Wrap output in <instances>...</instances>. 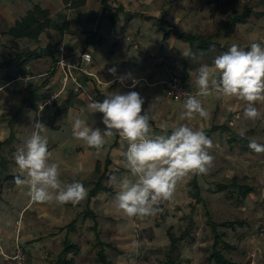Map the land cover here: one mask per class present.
Returning a JSON list of instances; mask_svg holds the SVG:
<instances>
[{"label":"crops","instance_id":"obj_1","mask_svg":"<svg viewBox=\"0 0 264 264\" xmlns=\"http://www.w3.org/2000/svg\"><path fill=\"white\" fill-rule=\"evenodd\" d=\"M35 7L49 13L52 27L37 41L11 36V29ZM175 32L197 40L189 44ZM253 42L264 44V0H0V264H11L5 256H12L16 239L30 260L41 254L49 261L50 255L58 257L65 245L74 246L73 259L82 250H93L97 258L98 245L102 244L109 246L104 251L114 264H146L150 258L158 261L168 245L162 258L165 264L170 237L180 239L172 260L183 263L180 248L185 246L188 254L199 259L200 251L208 250L204 259L208 264L217 234L231 247L226 252L230 255L224 256L238 264L230 258L238 247L225 241L226 232L245 234L242 238L247 241L250 232L243 233V229H252L250 219L227 220L222 209L242 208L257 213V220L263 215L264 176L260 167L264 153L248 145L252 139L264 144V119L247 120L243 117L245 102L214 94L201 98L210 112L209 119L196 116L179 121L183 104L167 100L163 84L177 77L197 91L195 79L201 65L211 66L233 43L248 49ZM60 45H64L70 64L79 63L83 54L91 55L92 62L82 64L100 84L75 73L83 91L74 92L71 85L53 106L39 111L45 99L59 89L61 74L56 62ZM213 47L215 51H210ZM185 49H191L195 58L183 57L181 50ZM30 53L37 55L26 58ZM112 67L117 68V75L131 73L139 81L137 86L132 88L131 79L121 84L109 73ZM19 76H29L31 81H17ZM117 90L141 95L144 110L149 108L157 117L151 121L155 134H161L162 123L171 126L183 122L202 128L213 141V167L206 175L185 177L163 214L129 218L115 204L117 182L130 177L124 155L126 139L117 134L97 152L72 134L78 115L94 128L105 130L103 113H91L87 105L91 100L102 102L109 92ZM168 102L178 107L173 109ZM257 107L264 111V105ZM34 121L48 127V147L60 164L62 182L80 181L89 190L80 203L32 202L27 188L17 186L16 177L21 173L15 155L35 131ZM241 130L244 138L239 135ZM191 180L195 190L189 197ZM98 183L101 190L94 194ZM245 191L248 193L243 196ZM224 196L228 201L221 202ZM222 223L233 227L222 228ZM167 224L170 226L165 229ZM202 236L204 242L199 245Z\"/></svg>","mask_w":264,"mask_h":264},{"label":"clouds","instance_id":"obj_2","mask_svg":"<svg viewBox=\"0 0 264 264\" xmlns=\"http://www.w3.org/2000/svg\"><path fill=\"white\" fill-rule=\"evenodd\" d=\"M209 50L215 51V48ZM181 51L183 57L195 58L191 49ZM83 57L87 58V54ZM108 71L121 84L131 79V86L135 88L139 83L131 73L117 75L116 67ZM197 71V91L195 94L184 93L186 98L179 121H191L196 116L209 119L210 112L201 98L214 94L245 102V119H264V111L257 107L264 105V44L253 42L245 49L233 43L214 58L211 66L201 65ZM114 82H108V86ZM144 103L136 91L109 92L102 102L91 100L87 105L91 113H103L105 130L94 128L79 115L73 120L72 127L74 138L97 152L117 134L127 140L124 155L130 177L125 176L117 182L114 201L129 218L159 214L163 210L160 205L173 199L178 184L185 177L208 174L215 159L210 154L213 141L202 128L183 122L171 126L162 123L159 125L161 134H155L151 121L157 117L150 114L149 108L144 110ZM32 127L35 131L15 155L21 173L16 177L17 186L26 187L30 200L41 204L75 205L86 199L89 190L80 181L62 182L60 164L48 147L47 125L34 121ZM239 135L244 138L245 131L241 130ZM248 146L257 153H264V144L255 139L250 140ZM112 179L116 182V177ZM133 245L138 247L135 241Z\"/></svg>","mask_w":264,"mask_h":264},{"label":"rangeland","instance_id":"obj_3","mask_svg":"<svg viewBox=\"0 0 264 264\" xmlns=\"http://www.w3.org/2000/svg\"><path fill=\"white\" fill-rule=\"evenodd\" d=\"M161 92H163L162 87H160ZM63 97V95H62ZM166 98V97H165ZM168 100V99H167ZM170 101V100H169ZM184 101L181 103L183 104ZM171 108L175 109L178 107V104H174L172 102H168L167 103ZM261 168V173H263L264 176V164L260 167ZM242 174H240L241 176ZM194 189V184L191 180L190 184H189V189L187 190V194L189 195V197H192V194L194 193L193 191ZM195 190V189H194ZM228 198H226L225 196L222 197L221 202H225L228 201ZM168 205V202L166 201L165 203L161 204L160 207L162 209H164L166 206ZM258 208H260L258 206ZM162 212V213H161ZM160 213L163 214L165 212V210H162ZM222 212L224 215H226L227 217L222 218V219H226L227 220L231 219V220H242L245 219V217L249 218L250 222L249 224L251 225V228H244L243 229V233L244 232H250V237L247 239V241H244V239L242 238L243 235L245 234H241V233H236V234H231L230 232H226L227 233V239L225 240L226 242H228L229 244H231V246L233 247H238L237 248V252L235 254H232L231 260H233L234 262H237L238 264H264V234L261 232V224H262V219L264 216V212L263 215L261 217L258 218V220L256 219V215L257 213H253V212H245L242 210V208H235L234 206H232L231 208H225L222 209ZM160 214V215H161ZM163 216V215H161ZM159 221H162V219H160ZM169 224L165 225V229L169 228ZM210 233L209 228H206V232ZM175 236H178L180 234L179 230H175ZM209 235V234H208ZM201 240L198 241L199 245L201 244V242H204V237L202 236L200 238ZM209 240H211V238H208ZM244 241V242H243ZM212 242V240H211ZM198 245V246H199ZM204 245V244H202ZM84 246H82L83 248ZM165 247V253L164 254H160L157 257V260L155 259V261H153L152 258H150V261H147L146 264H163L164 263V259L162 260V258L165 257V254L168 250V245L167 247ZM163 247V248H164ZM83 252L80 253L79 256H76V258L74 259L75 264H98L97 263V258H96V252L94 253L92 250V253H87L85 252L86 250H82ZM181 251V255L183 256L184 259H182L183 263H193L194 264H206V260H204L209 254H208V250L205 251H200V259L195 255H190L187 253V248L185 249V246H181L180 248ZM184 251V253L182 252ZM225 255H230L228 253H225ZM41 254H34V259L30 260L29 254L27 255V264H53L56 261L57 256H52L49 258V261H44V257H40ZM190 258V262L187 261V259ZM160 260V261H159ZM153 261V262H152ZM125 263V262H123ZM182 263V264H183Z\"/></svg>","mask_w":264,"mask_h":264},{"label":"trees","instance_id":"obj_4","mask_svg":"<svg viewBox=\"0 0 264 264\" xmlns=\"http://www.w3.org/2000/svg\"><path fill=\"white\" fill-rule=\"evenodd\" d=\"M74 1V0H68ZM49 13L40 9L39 7H35L32 11L28 12L27 15L19 22L17 25L11 29L10 34L16 39H24L27 38L31 41H37L42 33H44L47 29L52 27V22L50 21ZM175 36L179 39H183L185 42L189 44L194 43L197 38L190 35H180L175 32ZM56 46V45H55ZM54 46V47H55ZM53 47L49 48L48 51L51 52ZM37 54L30 53L26 56V58H33ZM51 55V54H50ZM72 94L69 95L68 100L70 101ZM93 193L95 194L97 191L101 190V183H98L94 189ZM92 193V194H93ZM247 191L243 192V196L247 195ZM198 202V197H196L195 204ZM222 228H232L233 225L230 223H222L219 225ZM223 237V236H222ZM215 245L211 249V255L208 259V264H235L232 263L229 259L224 256V253L231 250L230 245L225 243L222 238L217 234L215 237ZM171 245L169 246V255L167 257V261L165 264H180L175 260H172V252L178 248V244L180 239H175L170 237ZM109 246H103L102 244L98 245L99 251L97 252V263L98 264H114L105 254V248ZM73 250L74 246L65 245L63 251L58 255L56 261L53 264H75L73 259Z\"/></svg>","mask_w":264,"mask_h":264},{"label":"built area","instance_id":"obj_5","mask_svg":"<svg viewBox=\"0 0 264 264\" xmlns=\"http://www.w3.org/2000/svg\"><path fill=\"white\" fill-rule=\"evenodd\" d=\"M58 52H59V59L56 62V70H58V72L61 74L59 89L57 92H55L50 97L45 99V101L41 105L43 109L53 106V104L59 98H61L63 94L67 93L71 85L73 86L72 89L74 92L83 91V86L79 82L75 73H78L84 77L92 78L98 84H100L98 77L95 74L89 72L87 68L82 64L83 62L87 64L91 63L92 62L91 55L87 54V58L83 57L85 54L81 55L79 59V63L74 65V64L68 63L67 60L65 59L66 51H65L64 45H60L58 47ZM17 81L28 83L31 81V77L19 76L17 78ZM163 85L165 87V97L168 100L175 102V103H181L185 101L186 97L184 93L195 94L196 92L195 90L186 86L181 81V79L177 77L172 78L170 81L165 82ZM41 107H39V111H41ZM17 226H19V223H17ZM261 232L264 234V216H263L262 224H261ZM5 258H7V260L10 261L11 264H26L27 263V256L23 248L21 247V245H19L18 239H16L15 241L14 252L12 256L10 257L5 256Z\"/></svg>","mask_w":264,"mask_h":264}]
</instances>
